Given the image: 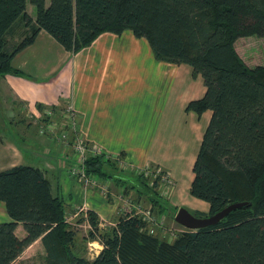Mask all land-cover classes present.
Instances as JSON below:
<instances>
[{"label":"trees","instance_id":"1","mask_svg":"<svg viewBox=\"0 0 264 264\" xmlns=\"http://www.w3.org/2000/svg\"><path fill=\"white\" fill-rule=\"evenodd\" d=\"M29 1L35 21L27 14V0H0V76H24L12 61L41 30L72 54L102 33L131 30L148 41L158 61L187 64L205 83L204 97L189 102L186 111L200 118L212 113L190 185V195L207 202L209 212H190L205 217L235 203L246 205L215 226L178 232L173 241L162 229L151 234L134 212L102 229L100 216L87 211L77 221L87 219L88 240L103 246L90 260L77 251L67 207L45 172L13 166L0 171V203L13 220L0 224V264H20L21 254L38 239L48 254L46 264H264V65L248 66L236 50L240 38H264V0ZM17 21L31 31L7 51L6 34ZM124 156L89 157L85 168L102 181L124 182L134 202H150L156 216H168L169 201L157 189L162 175L153 181L144 170L125 171L119 167ZM19 223L27 231L24 239L15 231Z\"/></svg>","mask_w":264,"mask_h":264},{"label":"crops","instance_id":"2","mask_svg":"<svg viewBox=\"0 0 264 264\" xmlns=\"http://www.w3.org/2000/svg\"><path fill=\"white\" fill-rule=\"evenodd\" d=\"M12 28L5 38L7 51L13 50L31 31L22 21ZM11 38L15 40L13 45L9 43ZM12 64L24 76H0V98L7 112L6 121L0 120V126L14 130L13 134L20 138L31 135L35 129L41 143H35V148L28 145L31 151L26 155L15 141L0 134V161L4 163L0 171L23 164L43 170L54 193L67 207L70 225L74 226L75 219L87 217V211H93L100 216V227L109 220L113 226V220H118L127 208L126 201L133 208L143 206L134 202L133 192L126 194L124 182L105 181L110 186L109 199L97 189L83 187L69 175L68 166L74 159L72 148L38 133L40 116L46 118V112L52 111L56 118L60 117L69 103L77 112L80 133L100 154L111 158L125 155L128 172L160 168L173 183L171 190L177 200L173 208L181 205L190 211L208 212L207 202H196L193 196L182 202L181 189L178 190L184 181L185 191L190 189L194 162L212 118L210 111L203 112L201 118L194 111H186L189 102L200 100L207 92L202 77L193 76V68L158 61L148 41L128 29L121 35L102 33L77 54L64 49L41 30L35 42L18 53ZM10 222L13 220L1 202L0 224ZM75 223L90 228L87 219ZM15 231L20 239L26 238L27 231L21 223ZM79 245L81 248L80 240L77 251L82 254ZM102 248L99 243L96 256ZM47 255L38 239L27 247L19 261L46 264Z\"/></svg>","mask_w":264,"mask_h":264},{"label":"rangeland","instance_id":"3","mask_svg":"<svg viewBox=\"0 0 264 264\" xmlns=\"http://www.w3.org/2000/svg\"><path fill=\"white\" fill-rule=\"evenodd\" d=\"M47 2L50 3L49 0H47ZM27 3H28L27 4V14L28 15L29 14L33 15L32 18L34 19V16L36 17V8H35V6L32 5V3H30L29 0H27ZM9 43L12 44V45L15 44V40L13 38H11V40H9ZM236 50H237L238 54H240V56L244 60L245 64H247L248 66H250L252 68H255V67H258L259 65H264V38H259V37H255V36L240 38V39H238L236 41ZM64 111L65 110H63V112ZM6 115H7V112L4 111L3 101L0 98V120H4ZM5 121L6 120H4L3 122H5ZM39 126L40 125H38V127ZM37 130H38V133H39V128ZM13 132H14V130H12V129H8V128L4 129L3 125L0 126V134H1V136L5 137V138H8V139L11 138L13 141H15L14 143H16V146L19 147L21 149L22 153H24L26 155H27L28 152L31 151L29 149L28 145H31L33 148H35L34 147L35 143H39V144L41 143L40 138H38L39 136L36 134V130L35 129L32 131L31 135H26L24 138H20L19 136H15L13 134ZM3 165H4V163L0 161V166H3ZM119 167H120V165H119ZM121 169H123V168L121 167ZM131 172H132V170H131ZM152 173H154V174L152 175ZM162 175H165V174L162 173ZM146 176L151 178V180H153V181L158 179V177L155 176V170H153L152 168H147L146 169ZM192 176H193V174H192ZM186 182L187 181H184L183 185L178 187L179 188L178 190L181 189L180 192H179V195H181L182 202L183 201H187L186 199L192 197L190 195V189H189V191H185L186 186H187ZM170 188H171V186H170ZM170 188L167 189V186L164 187L161 183L159 184V186L157 188L158 192H161L160 193L161 197H164L167 201H169L170 210H169V215L168 216L164 215L162 217L156 216V214L153 213V211H152L154 222L151 225V228L154 230V234H156L159 229H162L164 234L166 235V237H169V241H173V239L175 238V234L176 233L184 231L187 228L182 226V225L180 226L174 220L176 214L178 213L176 211L177 213L175 214L174 210L175 209H180L181 205L177 206L176 208L172 207L173 204L174 205L176 204L177 200H175V198L173 196V190H170ZM162 192H163L164 195H162ZM103 196H105V195H103ZM132 198L134 199V196H132ZM107 199H109V198H107ZM192 200H195L196 202H202L199 199H195V198H193ZM126 202H127V204H129V201H126ZM127 204H126V206H127ZM141 205L143 206V208H151L150 202L148 203L145 200L142 201ZM188 211L190 212V210H188ZM208 212H206V213H208ZM120 215L125 216L127 214H124V213L122 214V212H121ZM158 219L160 221L165 220L164 221V225H165L164 227L161 224L158 225ZM75 221H77V219L73 220V222H74L73 228L76 230L77 242H78V240H80V242H81V248L82 249L80 248V245H79V250H81V252H83L80 255L85 257L86 259L88 258V259L92 260V259L97 257L96 255L99 252V242L98 243H93L92 241L88 240V233H89V230H90L88 225L87 224H85V225H76L77 222L75 223ZM113 221H115V224H116V222L118 220L116 219V220H113ZM111 225H112L111 224V220L103 221V224H101V227L103 229L105 227L108 228ZM94 256H96V257H94ZM91 257H94V258L91 259ZM27 264H39V263H38V261L33 260V262H28Z\"/></svg>","mask_w":264,"mask_h":264},{"label":"built area","instance_id":"4","mask_svg":"<svg viewBox=\"0 0 264 264\" xmlns=\"http://www.w3.org/2000/svg\"><path fill=\"white\" fill-rule=\"evenodd\" d=\"M39 134L43 137H48L51 141L60 143L65 148H72V156L74 159H71L68 171L69 175L72 176L75 181L87 189L99 188L101 191L108 192L109 183L89 174L85 168L86 161L89 157L102 154H100L97 147L90 146L84 134L80 133L78 115L71 104H68L65 107L64 113L57 118L52 111H47L45 122L39 127ZM106 156L110 157L109 155ZM119 165L126 170L130 168L128 163L123 159L120 161ZM147 168L142 169V171H145V175ZM161 172L162 170L160 168H155V176L162 175ZM161 180L164 181L165 177L162 176ZM145 214L147 215L149 223L154 222V218L149 209Z\"/></svg>","mask_w":264,"mask_h":264},{"label":"water","instance_id":"5","mask_svg":"<svg viewBox=\"0 0 264 264\" xmlns=\"http://www.w3.org/2000/svg\"><path fill=\"white\" fill-rule=\"evenodd\" d=\"M244 205H246V203L244 202L235 203L229 205L227 208L218 212L216 215L205 217H198L189 212L185 207H180V209L177 211L178 213L176 214L174 220L180 226L182 225L190 230L205 229L206 227L217 225V223L226 218L229 213Z\"/></svg>","mask_w":264,"mask_h":264},{"label":"bare ground","instance_id":"6","mask_svg":"<svg viewBox=\"0 0 264 264\" xmlns=\"http://www.w3.org/2000/svg\"><path fill=\"white\" fill-rule=\"evenodd\" d=\"M70 104V103H69ZM64 112H62V114H63ZM61 114V115H62ZM45 117L44 116H40L39 117V120H38V122L40 123V126L45 122ZM39 126V127H40ZM88 160V159H87ZM163 177H165V180L164 181H162V180H160V183L164 186V187H166L167 186V189L168 188H170V186H171V188H170V190L172 189V187H173V183L169 180V177H166V175H162ZM94 189H97L99 192H101L103 195H105L107 198H109V196H110V191H109V187H108V192H104V191H101L99 188H94ZM161 193V192H160ZM108 195V196H107ZM162 195H164L163 194V192H162ZM150 210V213H152V208H145V209H143V208H138V207H134L133 208V206H132V204L129 202V204H127V208L124 210V214H129V213H133L134 212V214H136V215H140V216H143V219H144V221H146L147 222V225H148V227H149V230H150V233L151 234H153L154 233V230L151 228V225L153 224V222H148V218H147V215L145 214V212L147 211V210ZM152 217H153V213H152ZM163 223H164V220H162V221H160L159 219H158V225H163ZM153 231V232H152Z\"/></svg>","mask_w":264,"mask_h":264}]
</instances>
